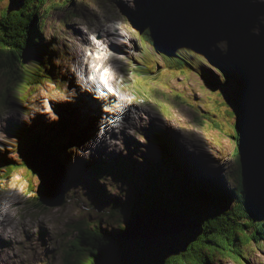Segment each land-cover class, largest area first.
<instances>
[{
    "label": "rangeland",
    "instance_id": "1",
    "mask_svg": "<svg viewBox=\"0 0 264 264\" xmlns=\"http://www.w3.org/2000/svg\"><path fill=\"white\" fill-rule=\"evenodd\" d=\"M20 1L24 5V1ZM236 1L235 4L229 0L225 7L235 11L238 16L235 21L241 22L240 27L253 23L249 34L255 44L262 43L264 5L256 10L251 8L252 17L245 12L250 7L243 6L249 4V0H242L243 4L241 0L238 4ZM1 3L8 6L9 0ZM133 4L131 0H54L50 2L49 11L40 16L43 21L39 24L42 30L37 33L39 49L34 53L38 57L36 63L34 60L28 63L29 75H16L17 60L12 62L7 54L0 57V159L7 161V165L0 169V264H81L93 261L89 252L97 243L82 246V250L77 248L82 226L95 224L100 219L102 232L123 227L128 212L121 211V207L134 196L142 197L134 192L142 188L144 178L150 179L147 172L162 170L165 173L168 170V155L180 158L182 165L191 171H184L187 174L181 176L186 180L207 181L228 192L246 194L245 176L250 168L240 158L239 147L231 138L238 105L236 108L232 104L229 106L225 98L230 96L237 100L239 85L224 89V79L214 59L207 64L199 52L202 43L211 42L217 46L214 52H220V60L226 62L227 57L234 55L237 42L246 46L238 38L240 27L230 24L236 32V41L230 33L224 36L225 40L216 38V32H222L219 17L223 11L210 2L198 8H210V26L201 21L208 27L199 29L200 22L192 18L174 29L166 25L167 44L162 47L141 26L148 19L146 11L154 8L153 0H143L137 6ZM237 5L242 6L240 12L236 11ZM177 16L181 17V14ZM112 19L123 23L126 33L110 31L107 37L106 24ZM197 32L199 34L195 36ZM91 35L94 37L92 41L108 39L105 45L110 42L120 45L109 48L117 55L116 63L119 61L109 88L120 87L123 91L113 95L104 107L90 103L91 109L98 110L95 115L99 121L112 128L104 130L106 138L95 151L80 148L78 141V144L69 141L77 134L71 125L69 133L58 118L55 123L50 121L55 111L51 100H55L58 92L65 93L67 86L80 95L94 92L97 86L99 96L108 91L102 83L85 81L76 85L63 79L66 70L77 59L75 52L90 56V42L87 41ZM208 56L215 57L210 53ZM86 61L77 66L84 75L91 66ZM104 72L108 77L111 74L109 69ZM97 76L103 78L100 74ZM24 92L28 97H23ZM116 100L117 109L122 106L118 111L120 114L107 107ZM24 107L34 111L37 117L27 116ZM86 121L90 135L98 134L103 138L100 133L102 124L92 116H86ZM108 133L114 135L113 140H107ZM81 138L83 143L91 144V140H86L82 134ZM40 147L47 148L54 157L52 165L59 167L65 178L66 202L60 207H39L33 203L29 191L33 174L24 163L27 160L21 149L30 156V150ZM156 149L166 160L155 154L153 150ZM116 156L123 158L114 161ZM260 161L263 165L264 158ZM162 180L166 181L164 177ZM181 187V190L185 188L184 185ZM168 188L171 187L166 185ZM238 206L234 204L232 209ZM242 253L245 259L217 255L210 264H264V244L256 241L251 247L244 246Z\"/></svg>",
    "mask_w": 264,
    "mask_h": 264
},
{
    "label": "trees",
    "instance_id": "2",
    "mask_svg": "<svg viewBox=\"0 0 264 264\" xmlns=\"http://www.w3.org/2000/svg\"><path fill=\"white\" fill-rule=\"evenodd\" d=\"M1 1L0 57L7 54L12 62L17 60L16 75H29L31 70L27 67L28 63L33 60L36 63L38 57L34 53L35 50L38 51L37 33L42 30L39 24L43 18L40 19V16L49 11L50 2L54 0H23L21 10L11 13L7 5L2 6ZM188 13L198 19L202 18L201 20L207 19L204 9H200L199 13ZM167 15L169 18L176 16L171 11V17ZM153 37L158 43L162 42L160 34L154 33ZM243 53L246 55L239 54L237 58L229 61L228 65L221 66L229 82L236 79V71L242 73L246 80L245 85L240 84L242 86L237 89V100L225 96L226 100L234 103L235 108L238 105L235 114L237 122L231 138L239 147L240 158L247 162V167L250 168L249 174L245 176L246 194L228 192L207 181L195 183L186 180L181 177L187 174L183 171V166L173 163L165 173L162 170L147 172V178L149 176L150 179L144 178L142 188L134 192L142 197L134 196L133 200L120 206L121 211L128 212L126 219L131 214L155 207H165L198 219L203 226V235L192 243L185 253L172 257L167 264H210L217 255L245 259L242 253L244 246L251 247L256 241L264 244V167L260 165V159L264 157V68L258 65L260 63L254 56L247 55L244 50ZM18 160L20 162L21 158ZM162 177L166 181H163ZM177 182H180L179 186ZM164 183L171 188L166 189ZM181 185L185 186L183 190ZM234 204L239 205L235 210L232 209ZM99 221L100 219L97 223L92 222L95 224L82 226L81 236L77 241V248L80 249L82 246L84 248L97 243L89 252L90 259H93L99 249L111 239V236H108L111 232H102L103 226ZM117 231L116 229L114 232ZM81 264H93V261Z\"/></svg>",
    "mask_w": 264,
    "mask_h": 264
},
{
    "label": "water",
    "instance_id": "3",
    "mask_svg": "<svg viewBox=\"0 0 264 264\" xmlns=\"http://www.w3.org/2000/svg\"><path fill=\"white\" fill-rule=\"evenodd\" d=\"M22 6L21 2L16 9L21 10ZM197 34L198 32L195 36ZM226 102L235 107L232 101ZM39 157L46 158L45 162L29 159L28 163L23 160L33 174V182L29 188L33 203L39 207H60L66 202L65 178L60 168L52 165V158L46 155ZM262 164L260 161L261 167H264V161ZM117 230V233L113 231L108 235L111 239L93 257V264H166L171 257L186 252L204 233L198 219L165 207L149 208L138 214H131L126 219V224Z\"/></svg>",
    "mask_w": 264,
    "mask_h": 264
},
{
    "label": "bare ground",
    "instance_id": "4",
    "mask_svg": "<svg viewBox=\"0 0 264 264\" xmlns=\"http://www.w3.org/2000/svg\"><path fill=\"white\" fill-rule=\"evenodd\" d=\"M118 1L119 0H117V2ZM131 1L134 2V4H133L134 6H137V4L139 2H142L143 0H140V1L139 0H131ZM253 1H256L257 5ZM233 2H234V0H233ZM236 2L238 4V0ZM258 2H259L258 0H249V4H247L246 6H249L250 10L246 11L247 9H245V12H247V14L249 16L253 17V11L251 10V8L256 10L257 7L261 8L262 5H264V0H260L259 4H258ZM124 3L126 4L125 1H124ZM241 3H242V0H241ZM20 5H21L20 0H9V5H8L9 6V8H8L9 13H11L13 11H20L19 9H16L18 6L20 7ZM235 8L237 9V11L242 10V7L240 5H237ZM167 14H169V16H170V12H168ZM231 17H233V19L236 20V16L234 14ZM113 22H115V20L111 21L108 25L106 24L107 33H108L106 35L107 37L110 35V31L111 32L126 33L124 31V28H123V23L115 22L113 24ZM153 31H155V30H153ZM92 38H94V37L91 35V38H89V41H87V43L90 42V44H89L90 48H88V51L90 52V56L86 57L82 53H80V54L77 53L78 51L75 52V55H76L77 59L74 60L75 63L72 66L70 65L71 67H69L66 70V72L63 75V79L65 78V81L67 79V80L71 81V84H76V85H77V82L78 83H80V82L83 83V82H85L87 80H88V82H93V84H97L98 85L99 83H102L103 85H105V88L108 91L105 92V94L103 96H99L100 95V91L98 90V86L95 88V90L93 92V94L96 96V100L95 101H97L98 104H101V107H104V104L106 102H110L111 101L113 95H118V94L123 93V91H122V89L120 87L117 88L115 86H112L111 87L112 90L109 88V84L113 83L112 74L116 73L115 70H118L117 63L119 62L118 61L116 63V56L117 55L114 54V53L112 54L111 53L112 51L110 52L109 48L114 49V48L120 47V45H118V44L116 45V42H110V45H105L104 43H108V39H104L102 41H95V40L92 41ZM38 49H39V47H38ZM73 52H72V54H73ZM37 53H38V51H37ZM84 59L87 60L86 62H89L90 65H91L90 68L87 69L88 74H86V75H84L82 72H80V70L79 71L77 70V66L79 64H82V62L85 61ZM100 69H101V73L99 72ZM104 69L105 70L106 69L110 70L111 74H109V77L105 74ZM73 70H74V72H73ZM98 74L103 76V78H101V77L99 78V76H97ZM68 88H69V86H67L65 88V90L67 89V91L65 93H59L58 92V96L55 98V100H51L52 107L54 108L55 111L53 112L54 115L50 118V121L55 123V121H57L56 119L58 118L62 122V125L67 126L68 130H66V131L69 132V133H70V130H71V127H70V125H71L72 128L75 131H77V134L75 133L74 137L71 138L69 141L75 142V144L79 143L80 148H82V146H83V148H91L90 149L91 151H95L96 147H100V145L102 144V139L106 138V135L104 134V130H108V129H112V128H110V125H109V128H108V126H106L104 122H100L99 121V119H98L99 117L97 118V116L95 115L96 114L95 111H97V110L91 109L90 104L86 103V106H85V99H82V97H83L82 95H79L76 92V90L74 91L72 88H69V89ZM26 92H24V95H23L24 98L28 97ZM119 92H121V93H119ZM36 95H37V93H36ZM53 99H54V97H53ZM117 106H118V101L116 100L115 103H113V102L111 104L108 103L107 107H108V110L111 109L110 111L117 112L118 114H120L121 112H118V111H120L122 106L120 105L121 108H119V109H117ZM83 107H84V109H83ZM22 108L23 107L21 106L20 109L23 110ZM24 110L26 111L27 116L37 117L35 112L32 111L31 109L24 107ZM86 116H87V118H90L92 116V117H94V120H96L97 122H100L102 124V126H101L102 127L101 128L102 132H100V133H103V138L101 136L99 137L98 134L90 135V132L86 130V126H87ZM101 117L102 118H108V117H105V116H101ZM114 126L117 127L116 125H114ZM123 126H125V125H123ZM121 129H123V128H121ZM81 134L84 136V138L86 140H91V144L90 145H87V144H89L87 141H85L84 143L82 142V140H84V139L81 138ZM117 137H119V136L117 135ZM113 138H114V135H112L110 133L107 134V140L108 139H112L113 140ZM31 139L33 140V138H31ZM77 141H78V143H77ZM37 145L38 144H36V146ZM40 145H41V143H40ZM66 148L68 149V146H66ZM46 149H47L46 147H42V148L40 147L39 149L30 150L29 153H30V156H32V157L28 156L27 152L23 148L21 150H22V152H25L24 158L26 160H29V159L34 160L35 159V161H39L40 160L42 162H45L46 158L39 157V156L46 155V156H49L50 158L54 159V157ZM45 151H47V152H45ZM62 156H63V154L60 155V157H62ZM119 158H123V157L122 156H116L114 158V161L118 160Z\"/></svg>",
    "mask_w": 264,
    "mask_h": 264
}]
</instances>
